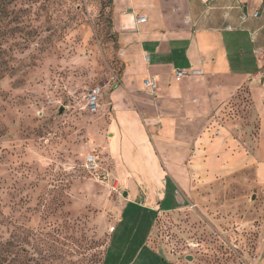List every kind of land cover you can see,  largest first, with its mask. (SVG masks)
Returning a JSON list of instances; mask_svg holds the SVG:
<instances>
[{"label":"rangeland","instance_id":"1","mask_svg":"<svg viewBox=\"0 0 264 264\" xmlns=\"http://www.w3.org/2000/svg\"><path fill=\"white\" fill-rule=\"evenodd\" d=\"M109 9L110 0H0V264H104L105 253L118 264L116 249L142 230L172 264L260 263L264 205L251 169L196 185L186 210L143 220L118 205L111 174L102 183L85 169L89 156L111 168L104 111L122 66ZM94 87L100 109L90 114Z\"/></svg>","mask_w":264,"mask_h":264},{"label":"crops","instance_id":"2","mask_svg":"<svg viewBox=\"0 0 264 264\" xmlns=\"http://www.w3.org/2000/svg\"><path fill=\"white\" fill-rule=\"evenodd\" d=\"M109 10L122 72L101 144L125 199L118 205L142 220L176 213L190 207L196 185L244 169L264 205V0H110ZM176 70L201 74L176 79ZM147 78L155 91L143 87ZM150 235L123 240L118 264H172Z\"/></svg>","mask_w":264,"mask_h":264},{"label":"built area","instance_id":"3","mask_svg":"<svg viewBox=\"0 0 264 264\" xmlns=\"http://www.w3.org/2000/svg\"><path fill=\"white\" fill-rule=\"evenodd\" d=\"M257 14L254 13L253 17H256ZM241 19V18H240ZM145 19L142 17H139L136 19V23H144ZM227 30L229 29L228 27L226 28ZM262 50L264 51V44L262 47ZM261 51H254V55H262L263 52ZM200 71H187V70H176L174 72L175 78L180 79V78H186V77H194L200 75ZM260 75L263 77L264 76V71H261ZM143 87L148 90L149 92L155 91L158 86L157 82L154 78H147L143 80L142 82ZM100 96H101V91L100 88L94 87L89 90V92L85 95L84 97V105L83 109L87 111L90 114H96L99 109H100ZM217 132L214 133L216 135ZM85 169L94 175L95 179L97 181H100L102 183H107L109 181V174L106 171H100V168L98 164L96 163V159L92 156L86 157L85 158V163H84Z\"/></svg>","mask_w":264,"mask_h":264},{"label":"water","instance_id":"4","mask_svg":"<svg viewBox=\"0 0 264 264\" xmlns=\"http://www.w3.org/2000/svg\"><path fill=\"white\" fill-rule=\"evenodd\" d=\"M63 110H64V109H63V108H61V109L59 110V113L61 114V113L63 112ZM123 197H126V195H125V194H123ZM252 199H254V196L252 197ZM186 260H187V261H191V260H192V257H190V256H187V257H186Z\"/></svg>","mask_w":264,"mask_h":264}]
</instances>
